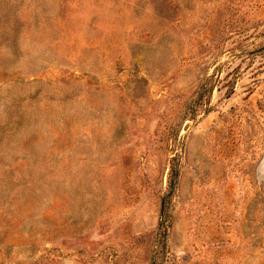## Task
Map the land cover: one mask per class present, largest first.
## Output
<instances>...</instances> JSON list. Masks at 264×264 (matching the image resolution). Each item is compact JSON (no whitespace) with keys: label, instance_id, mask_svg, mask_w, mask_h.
I'll use <instances>...</instances> for the list:
<instances>
[{"label":"rangeland","instance_id":"obj_1","mask_svg":"<svg viewBox=\"0 0 264 264\" xmlns=\"http://www.w3.org/2000/svg\"><path fill=\"white\" fill-rule=\"evenodd\" d=\"M0 264H264V0H0Z\"/></svg>","mask_w":264,"mask_h":264}]
</instances>
